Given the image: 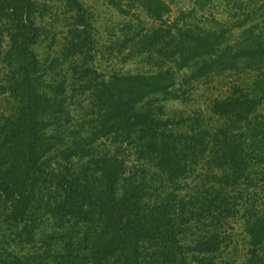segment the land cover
<instances>
[{"label":"trees","instance_id":"16d2710c","mask_svg":"<svg viewBox=\"0 0 264 264\" xmlns=\"http://www.w3.org/2000/svg\"><path fill=\"white\" fill-rule=\"evenodd\" d=\"M190 5L0 0V264H264V0Z\"/></svg>","mask_w":264,"mask_h":264},{"label":"rangeland","instance_id":"374dc122","mask_svg":"<svg viewBox=\"0 0 264 264\" xmlns=\"http://www.w3.org/2000/svg\"><path fill=\"white\" fill-rule=\"evenodd\" d=\"M172 4L174 5V13H176L177 8H189L191 7L190 5V0H171ZM216 1L215 3H217ZM217 10V9H216ZM219 12H223L225 10V7L223 5L219 6ZM259 17L255 20V22L259 23L261 22L262 26H264V23L262 22V16L261 13L258 14ZM49 43L44 42L39 45L38 47V53L42 58H45L47 54L49 53L48 49ZM118 68L122 67L124 70H131V71H138V70H143L144 66H140L139 64H136L134 62H129L123 66H116ZM63 70L65 71V67H63ZM218 81V78H217ZM224 82H227V79H224ZM221 83L224 85V83L221 81ZM213 87H215V90H213ZM223 89L221 85L218 84V82L211 83L209 85H200L198 86V89L196 91V98L192 102L188 104H184L181 101L178 100H169L167 102H163L162 104L164 107L167 109V114H181L184 112H190L191 110L197 108L202 104L205 98H208L212 94H218V90Z\"/></svg>","mask_w":264,"mask_h":264}]
</instances>
